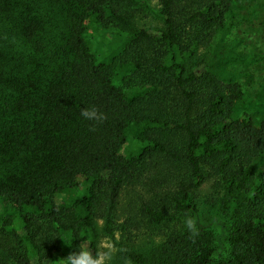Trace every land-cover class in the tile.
Returning <instances> with one entry per match:
<instances>
[{"label": "trees", "instance_id": "1", "mask_svg": "<svg viewBox=\"0 0 264 264\" xmlns=\"http://www.w3.org/2000/svg\"><path fill=\"white\" fill-rule=\"evenodd\" d=\"M234 2L0 0V264H67L101 238L111 264H264V114L233 118L258 58L224 42Z\"/></svg>", "mask_w": 264, "mask_h": 264}, {"label": "rangeland", "instance_id": "2", "mask_svg": "<svg viewBox=\"0 0 264 264\" xmlns=\"http://www.w3.org/2000/svg\"><path fill=\"white\" fill-rule=\"evenodd\" d=\"M234 6L238 13V23L226 34L224 42L234 45L237 52L255 54L258 59L249 66H237V81L241 86L243 95L234 107L233 118L243 119L248 116L257 122L264 114V0H235ZM150 7L153 17H155V12L158 9L157 3L152 1ZM140 24L148 26L150 24L156 25L157 22L148 16L146 20L140 21ZM84 39L89 52L98 56L101 51V34L96 31L92 20L88 23V30L84 35ZM209 186V184H206L202 187V197L209 193ZM63 199V194H59L56 197L58 202ZM2 207H4V204L0 201V212L3 210ZM215 231L219 237L222 236L220 235V229H215ZM154 240L145 237L141 238L139 240V248H150L155 244ZM107 244L112 246L108 239H100L99 253L102 254L108 251L105 246ZM218 245L224 256L227 252L226 243L223 241ZM115 252L111 261L114 259ZM215 257L217 258L218 256ZM32 264L35 263L33 262Z\"/></svg>", "mask_w": 264, "mask_h": 264}, {"label": "clouds", "instance_id": "3", "mask_svg": "<svg viewBox=\"0 0 264 264\" xmlns=\"http://www.w3.org/2000/svg\"><path fill=\"white\" fill-rule=\"evenodd\" d=\"M81 116L87 120H94L97 122H102L105 117L103 113L98 112V110L93 106L90 109H84L81 111ZM185 227L192 233L193 236L197 234L196 219L191 216H185L183 219ZM161 241L157 238L154 243L159 244ZM108 248L107 252L98 253L93 256L90 251L84 249L79 253L70 254L67 258V264H110L112 255L115 249L110 245H105Z\"/></svg>", "mask_w": 264, "mask_h": 264}]
</instances>
